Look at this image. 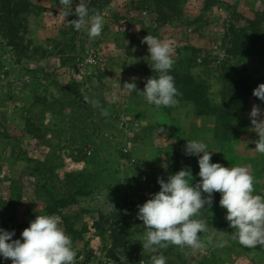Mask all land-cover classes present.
<instances>
[{
    "label": "rangeland",
    "instance_id": "1",
    "mask_svg": "<svg viewBox=\"0 0 264 264\" xmlns=\"http://www.w3.org/2000/svg\"><path fill=\"white\" fill-rule=\"evenodd\" d=\"M85 2L104 20L92 40L64 22L58 0H0V228L17 239L36 215H58L74 264H151L161 254L167 264H264V244L234 238L218 192L197 217L207 225L199 249L145 250L136 218L158 178L190 168L199 180L186 140L206 143L213 163L246 167L264 196L248 116L264 108L252 95L264 83V0ZM147 34L174 41V107L122 85L134 77L142 91L156 75Z\"/></svg>",
    "mask_w": 264,
    "mask_h": 264
},
{
    "label": "clouds",
    "instance_id": "2",
    "mask_svg": "<svg viewBox=\"0 0 264 264\" xmlns=\"http://www.w3.org/2000/svg\"><path fill=\"white\" fill-rule=\"evenodd\" d=\"M58 0L64 22L75 31H83L88 39L98 37L102 32L103 17L91 14L85 0ZM74 15L76 19L65 21ZM142 42L147 45L148 65L152 73L139 90L133 77L123 83L130 94H138L156 108L174 107L180 95L171 75L174 41L161 40L147 34ZM264 104V83L252 91ZM99 106L97 101H92ZM106 114V113H105ZM250 129L257 136L253 141L254 151L264 155V108L253 105L249 114ZM199 140H186L184 155L197 157L199 180L193 178L190 168H182L167 179H157L159 190L150 195L142 205L137 206L136 218L142 221L144 230L142 248L155 251L175 245L181 248L202 247L199 235L206 230V223L197 217L212 204L213 193L218 192V204L226 210L225 219L233 230L234 238L246 247L264 244V196L253 194V177L243 166L224 167L211 162L212 151ZM14 230L0 228V260L11 264H74L77 253L71 238L61 227V217L55 214L36 215L28 227L13 239ZM151 264H167L164 255L151 257Z\"/></svg>",
    "mask_w": 264,
    "mask_h": 264
}]
</instances>
